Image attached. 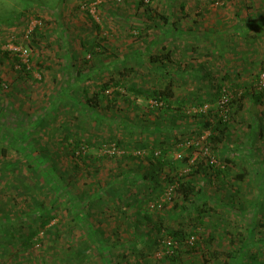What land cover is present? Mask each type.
<instances>
[{
	"label": "rangeland",
	"instance_id": "rangeland-1",
	"mask_svg": "<svg viewBox=\"0 0 264 264\" xmlns=\"http://www.w3.org/2000/svg\"><path fill=\"white\" fill-rule=\"evenodd\" d=\"M7 39L0 264H264V0H0Z\"/></svg>",
	"mask_w": 264,
	"mask_h": 264
},
{
	"label": "built area",
	"instance_id": "built-area-1",
	"mask_svg": "<svg viewBox=\"0 0 264 264\" xmlns=\"http://www.w3.org/2000/svg\"><path fill=\"white\" fill-rule=\"evenodd\" d=\"M4 51L11 52V54L17 56L22 64L27 63L26 59H27V55H28V50L27 49H21L20 47L16 46L15 44H13L11 39H7L6 41L0 40V53L4 52ZM155 154H157V153H155ZM168 191H170V190H168Z\"/></svg>",
	"mask_w": 264,
	"mask_h": 264
},
{
	"label": "trees",
	"instance_id": "trees-1",
	"mask_svg": "<svg viewBox=\"0 0 264 264\" xmlns=\"http://www.w3.org/2000/svg\"><path fill=\"white\" fill-rule=\"evenodd\" d=\"M5 52H7V51H4V53H5ZM1 54H3V52L0 53V56H1ZM22 67H23L22 70L25 72L26 69L24 68V66H22ZM26 72H27V71H26ZM169 83H170V82H169ZM167 87H169V86H167ZM167 87H166V88H167ZM100 88H101L102 90H105V88H106V84L103 85V86H100ZM165 91H166V92H165ZM165 91L162 90V91H160V92H157V93H155V96L158 95L160 99H161V98H170L171 95L168 94V93H170V88H167V90H165ZM156 97H157V96H156ZM89 101H91V99H90ZM91 102H92V101H91ZM92 103H93V102H92ZM220 121H221V120H220ZM220 121H218V123H219ZM83 148H84V146H82V145L79 146V147H78V152H77V153H79V152H84L85 150H84ZM48 221H49L48 218H47L46 220L42 221V222L40 223V225H39L40 228L43 227V225H44L46 222H48ZM38 230H39V228H38L37 230H35L34 232L30 233V237L33 236L34 233H36ZM173 233H175L174 235H177L176 232H173Z\"/></svg>",
	"mask_w": 264,
	"mask_h": 264
}]
</instances>
